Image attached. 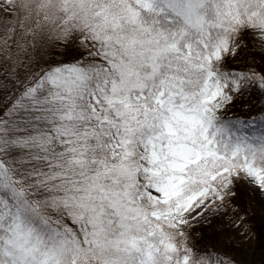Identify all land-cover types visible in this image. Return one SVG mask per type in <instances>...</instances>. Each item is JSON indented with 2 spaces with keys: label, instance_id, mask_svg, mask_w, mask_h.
I'll return each mask as SVG.
<instances>
[{
  "label": "snow or ice",
  "instance_id": "obj_1",
  "mask_svg": "<svg viewBox=\"0 0 264 264\" xmlns=\"http://www.w3.org/2000/svg\"><path fill=\"white\" fill-rule=\"evenodd\" d=\"M5 3L0 56L79 36L92 59L33 71L0 108V264H219L183 229L235 179L264 192V109L220 115L264 94V73L222 66L242 32L264 39V0Z\"/></svg>",
  "mask_w": 264,
  "mask_h": 264
},
{
  "label": "trees",
  "instance_id": "obj_2",
  "mask_svg": "<svg viewBox=\"0 0 264 264\" xmlns=\"http://www.w3.org/2000/svg\"><path fill=\"white\" fill-rule=\"evenodd\" d=\"M13 11V8L7 10L0 4V36L4 35L7 28L13 27L12 20L14 17L9 15ZM78 38L79 36L76 39ZM27 39L30 42L32 41L31 36ZM237 43L240 44L236 53L237 60L230 61L229 59H224L222 66L225 69L236 71L253 68L264 73V54L258 52L253 47L248 36V31L241 33ZM42 49L45 51L44 55ZM36 52H39L38 57H40L37 61L36 57L33 58ZM73 55L77 59H92V57L88 56L85 47L78 45L77 40L72 44L71 49H65L62 42L50 41L46 35L38 38L34 42V46L30 43L26 50L17 52L14 48L13 56L10 60L0 56V108L4 107L5 101L19 94L21 85L18 81H22L33 71L39 72L42 68L57 61L67 63L69 62V57ZM257 91H244L238 97L244 95V98L249 97V101L256 100L258 98ZM248 106H251V103ZM220 115L227 118L231 116L248 117L253 114L249 115L245 110H242L236 115ZM247 198L248 193L244 179H235L231 192L227 195V201L234 205L236 210L244 216V220L253 234L251 246L245 248L228 243L226 244L228 245L227 248L218 250L208 243L210 233L206 226L188 225L183 230L189 237V247L204 255L210 252L215 253L220 258L219 264H264V211L250 206Z\"/></svg>",
  "mask_w": 264,
  "mask_h": 264
},
{
  "label": "rangeland",
  "instance_id": "obj_3",
  "mask_svg": "<svg viewBox=\"0 0 264 264\" xmlns=\"http://www.w3.org/2000/svg\"><path fill=\"white\" fill-rule=\"evenodd\" d=\"M0 4L7 10L12 9L11 6L5 3V0H0ZM248 36L253 47L258 52L264 54V39L258 38L260 33L250 30L248 31ZM76 40L78 45L85 47L81 44V37ZM42 52L44 55L45 51L43 49ZM38 56L39 52H36L33 55V58L36 57L37 61L40 58ZM224 59L236 61L237 57L236 55L233 56L231 53H229ZM32 60L34 61V59ZM243 96H237L234 103L220 114L236 115L242 110H245V112L251 115L261 111V109H264V94L261 92L257 91L258 98L256 100H250L251 102L249 101V97L244 98ZM250 103L251 106H248ZM244 181L247 188V201L249 205L264 211V192H261L248 180L244 179ZM207 203V207L199 208L193 211L192 215L196 218L194 220L190 219L189 225L206 226L208 232L210 233V236H208V243L212 244L218 250L227 248L228 245L226 244L228 243H232L234 246H242L245 248L251 246L253 234L249 229L247 222L244 220V216L236 210L234 205L227 201V196L223 201L216 200L215 202H212L210 199ZM197 212L200 213L199 216H196Z\"/></svg>",
  "mask_w": 264,
  "mask_h": 264
}]
</instances>
